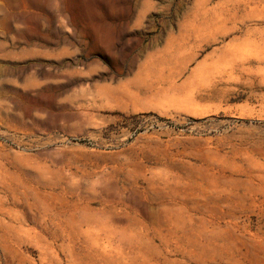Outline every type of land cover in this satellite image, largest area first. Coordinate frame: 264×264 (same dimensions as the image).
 Returning a JSON list of instances; mask_svg holds the SVG:
<instances>
[{
  "label": "rangeland",
  "instance_id": "rangeland-1",
  "mask_svg": "<svg viewBox=\"0 0 264 264\" xmlns=\"http://www.w3.org/2000/svg\"><path fill=\"white\" fill-rule=\"evenodd\" d=\"M0 264H264V0H0Z\"/></svg>",
  "mask_w": 264,
  "mask_h": 264
}]
</instances>
